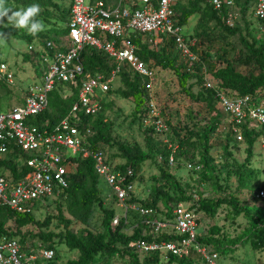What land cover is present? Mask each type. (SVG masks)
I'll list each match as a JSON object with an SVG mask.
<instances>
[{
  "label": "trees",
  "instance_id": "obj_1",
  "mask_svg": "<svg viewBox=\"0 0 264 264\" xmlns=\"http://www.w3.org/2000/svg\"><path fill=\"white\" fill-rule=\"evenodd\" d=\"M7 1L8 0H6V2ZM14 1H16L18 5L24 7L33 3L40 4L42 11L37 18L39 19L42 17L41 19L46 21L45 24L48 28H45L44 31L35 36L26 33L17 36L12 30L0 25V33H3V35L10 34L18 40L26 41L28 46L40 45L45 47L47 43H51L54 49H56L61 42H64V38L68 32L66 24L68 21L69 6H66V10L63 9L60 11L58 9L59 4L56 0ZM234 1L236 7L239 8L241 23H236L232 28L228 27L223 21L225 11L223 10L221 13H218L207 3V0H188L187 5L182 4L181 0H178L173 5V11L178 21L177 23L181 27L185 26L191 17L198 14V27L194 30L196 38H204L208 42L219 40L227 48L234 47L236 50L240 49L231 61L224 60L219 68L211 69V74L216 81V85L212 88H206L203 84V78L200 74L202 67L205 65V60L203 58H199L198 62L188 66V64L180 58V54L175 50L174 43L171 39L162 40L161 43L155 46L157 48L154 50L152 45L147 42L146 38H142V36L136 34L129 35V41L136 47V55L153 70L154 76H156L155 69L153 68L154 66L173 72L177 77L178 85L185 97L193 103L201 104L206 113L201 128L184 127L182 129L183 132L180 129L170 128L168 121L164 120L159 115L162 122L168 128L167 133L169 129H171L173 133L174 144L172 147H175V149L170 147V150H168L167 146L164 145L158 150V155L163 158V161L158 165L159 176L156 178L158 181L157 185L154 186V190L147 199L139 200L137 198H131L129 200L130 204L135 203L145 208H152L156 214L160 212L159 205L162 204L166 209V214L164 216L171 217L173 207L191 199V193L188 196L186 191L168 172L169 157L171 155L172 157H176L178 153H189L190 151L194 152L197 150L200 155V159L197 163L201 164L202 168L209 172L207 176L204 174L201 177L209 180L211 183H216L218 177L215 174L216 165H214L211 158V151L214 148L212 139L224 121L225 116L217 106L216 90L222 91L230 97L250 96L253 102L262 100L260 99V91L262 90L264 93V43L257 47L253 29L248 27L246 19L247 11L250 8L248 1ZM58 10L61 16L60 21L65 22L64 28L61 30L56 27L55 22L51 23L49 18L50 11H55L54 13H57ZM10 14L11 13H9V15ZM259 22L264 26V20ZM0 23L14 24L8 21L7 17L0 20ZM231 40L237 42L236 46H233L234 44ZM29 56L31 57L30 60L36 57L37 62L39 61V55L36 51L26 53V58H29ZM79 61L83 66V73L76 79V84L58 85L49 96L47 110L29 119V124L40 130L50 129L68 115L72 105L76 102L81 83L86 76L89 75L94 77L96 75H102L104 79L107 80L116 69V64L109 59L106 54L91 48H85L81 52ZM241 66H248L251 68V71L246 74L242 73L238 70ZM39 76L40 74L37 73L36 77ZM192 80L195 81L194 84L189 83ZM115 81H119V87L112 90L111 86ZM109 86V90L100 98V111L92 116H79L80 123L78 127L82 133L86 130L90 131V135L85 138V148L89 151H101L105 153L111 163H114L113 160H115L117 156L116 154L109 156L107 153L109 148H116V152L119 156L118 158L121 159V162L117 163L116 168L122 172L131 170L132 177L130 181H134L141 169V165L146 160L150 159V157L140 150H134V148L120 144L112 138V125L103 113L108 104H105L103 99L107 95H113L123 100H131L134 105L132 115L143 124V120L148 118V109L146 107L147 94L142 80L126 66L121 68L120 72ZM194 87H198L197 92H193ZM0 88L6 90L10 89L3 84H0ZM263 128L264 127L261 129L263 130ZM229 130L226 138L227 143L225 145H219L222 150L219 159L221 167L225 170V180L228 181L230 178L235 177L240 188L250 187V182L254 181L256 178V172L249 167V164L253 156L254 145L261 136L262 130L258 131L255 128L248 129L244 125L241 127L242 142L246 145L244 150L245 158L242 163L235 160L233 156L228 138L231 136L235 141L236 139ZM146 133L153 134L157 132L154 131L152 126H149ZM146 139L150 145L151 140H149V138ZM150 150H152V148H150ZM73 161L76 163V169L68 176L67 188L56 199L48 200L47 202L59 203L57 221L64 225L65 230L57 234L53 232H39L36 237L46 243L57 239L67 249L76 251L77 256L66 262H60L57 260L54 252L53 259L44 264H110V260L114 257L128 259L130 264H140L137 255L138 250L129 247L130 243L138 240H164L171 242H176L178 240L177 236H168L164 233L156 234V236H154L155 234L153 233L145 235L144 231H153V228L146 223V220L152 219L151 217L144 218L140 216L141 222L137 223L136 227L133 228V233L131 235L124 233V227L127 225L124 219L119 220L117 226H112L111 223L115 212L110 208L105 209L102 207L101 189L99 186L100 179L93 171V162L91 158H82L79 155L73 158ZM192 164L194 165V163ZM16 168L17 163L15 158L8 156L7 158L0 159V172L8 170L12 174H15ZM195 192L199 197L196 207L197 217L201 213L205 218L210 219L216 215L221 206L226 205L230 207L235 217L243 215V217L248 220V238L250 246L255 250L264 249V220L260 218L258 213L252 214L248 210H244L242 206H240L239 201L233 197L207 200L201 198L197 191ZM95 206L103 210L104 217L101 222V231L92 232L90 230H85L83 232L74 233L68 230L71 221L64 219V208L72 220L80 222L81 224H86ZM51 220L52 218L48 216L43 222H39L34 219L33 213L27 212L21 214L7 208H0V237L4 236L18 240L21 245V250L26 252V242L31 237L35 236H32L30 233L23 235L20 230L27 226H33L39 230L47 229L51 224ZM8 222H13L16 232H11L6 228ZM219 232V229L216 227L210 229L212 235H219ZM213 237L214 236L211 238H201L199 236V241L209 246L219 255L224 253L225 251L219 250L217 246L224 242L225 238L223 237L218 242L214 240ZM214 246L216 248H214ZM45 249H52V247H46ZM152 255L156 257L145 258L142 264L157 263V256L160 255L155 253L148 256ZM194 256L197 257L192 254L184 258L169 257L168 260L177 262L178 264H192L191 260L194 259Z\"/></svg>",
  "mask_w": 264,
  "mask_h": 264
},
{
  "label": "built area",
  "instance_id": "obj_2",
  "mask_svg": "<svg viewBox=\"0 0 264 264\" xmlns=\"http://www.w3.org/2000/svg\"><path fill=\"white\" fill-rule=\"evenodd\" d=\"M178 0H69L67 34L64 42L54 49L51 43L45 47L30 45L28 53L39 55L37 73L40 74L25 87L15 82V73L7 62L0 61V84L13 88L18 86L21 104L0 111V159H16L15 174L0 172V208L16 213H34L48 200L56 199L68 186V176L76 169L73 158H91L93 171L110 190V196L124 210L135 212L146 220L154 234L174 235L176 242L138 240L129 244L138 252L150 255L158 253L164 259L184 258L196 255L201 264H222L220 255L199 241L196 212L199 197L195 191L187 202L179 203L171 217H158L152 208L130 204L134 184L130 181L131 170L122 172L101 151L85 148V138L90 131L81 132L79 116H92L100 111V98L109 90L123 66L128 67L144 84L147 94L148 118L145 127L152 126L159 134L167 133V126L159 116L158 108L151 96L154 72L136 55V47L129 41L130 34L146 38L152 46L164 39H171L183 60L191 66L198 62L192 52L194 41L182 33V27L173 11ZM248 1L252 15L257 21L264 20V0ZM218 13L225 11L224 23L232 28L240 16L234 0H207ZM85 48L103 52L116 64V69L105 80L102 75L86 76L81 83L76 102L70 112L50 129H38L29 124L32 119L48 108L49 96L58 85H75L83 73L79 56ZM217 106L228 119L230 132L237 142H242L241 127L248 129L264 127V100L253 102L250 96L230 97L216 90ZM261 142L264 144V137ZM168 164H173L172 155ZM187 168L199 172L200 166L189 164ZM257 198H264V189ZM119 220L112 219L117 226ZM54 257L52 249H41L36 253L21 250L18 240L0 237V264H44Z\"/></svg>",
  "mask_w": 264,
  "mask_h": 264
},
{
  "label": "rangeland",
  "instance_id": "obj_3",
  "mask_svg": "<svg viewBox=\"0 0 264 264\" xmlns=\"http://www.w3.org/2000/svg\"><path fill=\"white\" fill-rule=\"evenodd\" d=\"M59 4V10H66L69 5V0H56ZM182 4L187 5L188 0H181ZM6 6L13 10H19L22 5H18L14 0H8ZM55 11H50V22H55L56 27L61 30L64 28V23L61 22L59 15ZM11 15V14H10ZM198 14L191 17L187 24L182 27V33L189 39L194 41L192 52L197 58H203L205 65L202 67L201 76L203 78V84L206 88H212L216 85L211 69L219 68L224 60L231 61L234 56L240 51L234 47H225L222 42L216 40L214 42H208L204 38H196L194 30L198 27ZM42 18V17H41ZM39 18V19H41ZM248 27L253 29L255 36L256 46L259 47L264 43V26L254 19L252 11L249 8L246 14ZM42 20V19H41ZM236 23L240 22V16L236 18ZM45 24L46 21L42 20ZM241 23V22H240ZM1 26L12 30L14 34L20 36L23 33L29 34L26 29H19L14 24H3ZM46 28L48 26L45 24ZM4 43L0 44V61H5L9 64L10 69L15 73V82L21 88H25L31 80H33L39 66L37 59L30 60L31 57L26 58L28 53V44L26 41L18 40L10 34L3 36ZM236 46L237 42L231 40ZM156 50L157 47H153ZM176 50V49H175ZM177 51V50H176ZM226 53V54H224ZM208 56V57H207ZM183 60V58L180 56ZM210 65V67H209ZM156 72L155 79L152 83L151 96L156 103L159 115L167 120L170 128L180 129L183 132L184 127L189 128H201L203 126L202 121L205 118V111L201 104L193 103L185 97L182 93L178 80L175 74L169 70H163L157 66L153 67ZM238 70L242 73H249L251 68L248 66H241ZM194 80L190 81V84H194ZM119 87V81L113 82L111 88L115 90ZM198 87L193 88V92H197ZM260 99L264 100V93L260 91ZM21 95L18 92V87L10 88L8 90L0 88V111H6L10 107H16L21 104ZM105 104L108 106L104 109V116L112 125L111 136L112 138L124 144L134 150H140L145 155L149 156L150 159L146 160L142 165L141 169L135 177L134 194L133 197L139 200L147 199L150 193L154 190V186L157 185L158 181L156 178L159 176L158 165L162 163L163 158L158 155V150L162 146H167V149H175L173 146V133L169 129L166 134L159 133H146L148 127L143 126L141 121L137 120L132 113L134 105L131 100H123L113 95H107L103 99ZM256 130L260 131L261 128L256 127L252 124ZM229 130L228 119L224 116V121L220 125L216 135L212 139L214 148L211 151V158L214 165H216V176L217 182L211 183L209 180L201 177L205 174H209L208 171L202 168V165L197 163L200 159L198 151H190L189 153H178L176 157H173V164H168L169 174L177 181L181 187L186 191V194H192V191H197L199 196L203 199L215 200L218 198H229L233 197L239 201L240 206L244 210H248L250 213H258L260 218L264 220V198H257L258 193L264 189V144L261 142L264 137V128L261 136L256 141L253 149V156L249 167L256 172V178L251 181L250 187L240 188L238 186L235 177L230 178L228 181L225 180V170L221 167L220 156L222 150L219 145H225L227 143L226 138ZM231 137V136H230ZM228 138L231 144V150L235 160L242 163L245 158L244 150L246 145L244 142H236L232 137ZM146 138L151 140L149 145ZM194 141V140H193ZM152 148V150H150ZM193 153V154H192ZM109 156L116 154L117 158L114 163H120L121 159L118 158L116 148L110 149L107 153ZM194 163L196 166H200L199 172H193L187 168L189 164ZM99 186L101 189L102 207L105 209H112L115 212L113 218L121 220L124 216V210L118 206L116 202L109 195L108 187L102 180H99ZM58 204L59 203H47L43 207L36 209L33 213V217L36 221L43 222L46 217H51V224L47 229L39 230L33 226H27L20 230L21 234L27 235L30 233L32 236L25 244L26 252L36 253L46 247H52L55 252L57 260L60 262H66L67 260L74 259L77 256L76 251L67 249L57 239L52 242H42L36 236L39 232H63L65 227L62 223H58ZM175 205V204H173ZM176 207V206H175ZM173 207L172 211L175 209ZM160 212L157 214L158 217L166 214L165 207L159 205ZM63 217L66 220L71 221L68 230L77 233L85 230L92 232H98L102 230L101 222L103 219V210L98 206H95L89 216L86 224L74 221L65 211L63 210ZM127 222L124 227V233L131 235L133 228L136 227L137 223L141 222V218L138 214L132 211H128L126 214ZM112 226H114L111 223ZM216 227L219 229V235H212L210 229ZM6 228L11 232H16V228L13 222H8ZM249 224L248 220L240 215L235 217L230 207L223 205L221 206L216 215L210 219L205 218L201 213L198 215V234L201 238H211L214 236V240L220 241L223 237L224 242L218 244L219 250L225 252L220 254V262L222 264H264V249L255 250L250 246L249 243ZM149 233L154 234V230L151 232L144 231L145 235ZM156 236V235H154ZM214 248H216L214 246ZM138 261L140 264L143 263L145 258H155L156 256H148L140 252L137 253ZM191 260L192 264H201L197 257H193ZM158 262L153 264H178L177 262H171L168 259H164L163 256H157ZM110 264H130L128 259H119L114 257L110 260Z\"/></svg>",
  "mask_w": 264,
  "mask_h": 264
},
{
  "label": "clouds",
  "instance_id": "obj_4",
  "mask_svg": "<svg viewBox=\"0 0 264 264\" xmlns=\"http://www.w3.org/2000/svg\"><path fill=\"white\" fill-rule=\"evenodd\" d=\"M41 11L42 8L38 3L21 7L19 10H13L6 6V0H0V20L7 17L8 21L13 22L16 28L26 29L33 36L38 35L46 28L44 22L37 18ZM3 36V33H0V44L4 43Z\"/></svg>",
  "mask_w": 264,
  "mask_h": 264
},
{
  "label": "crops",
  "instance_id": "obj_5",
  "mask_svg": "<svg viewBox=\"0 0 264 264\" xmlns=\"http://www.w3.org/2000/svg\"><path fill=\"white\" fill-rule=\"evenodd\" d=\"M69 6V5H68ZM16 87H18V86H15V87H13V88H16ZM18 89H19V87H18ZM19 92V91H18ZM21 101V100H20ZM22 102V101H21Z\"/></svg>",
  "mask_w": 264,
  "mask_h": 264
}]
</instances>
